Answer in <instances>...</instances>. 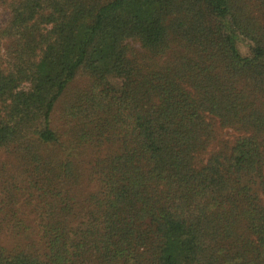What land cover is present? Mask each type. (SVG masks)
Instances as JSON below:
<instances>
[{
    "label": "trees",
    "instance_id": "16d2710c",
    "mask_svg": "<svg viewBox=\"0 0 264 264\" xmlns=\"http://www.w3.org/2000/svg\"><path fill=\"white\" fill-rule=\"evenodd\" d=\"M0 8V151L48 187L37 242L0 264H264V0ZM81 167L78 202L55 188Z\"/></svg>",
    "mask_w": 264,
    "mask_h": 264
},
{
    "label": "rangeland",
    "instance_id": "374dc122",
    "mask_svg": "<svg viewBox=\"0 0 264 264\" xmlns=\"http://www.w3.org/2000/svg\"><path fill=\"white\" fill-rule=\"evenodd\" d=\"M5 14L0 8V21L4 20ZM85 80L80 71L75 82L52 111L51 127L60 133L68 126L64 115L67 103L77 89L84 87ZM35 165V161L27 156L26 149L17 144L0 151V245L8 249L28 243L35 244L38 240L36 233L46 201L44 191L48 187L41 188L45 180L35 172ZM88 169L89 167H81L80 171L84 175L78 184L63 183L52 189L61 190L63 195L68 191L73 195V201H82L87 193L93 191L94 182L87 179ZM40 178L41 182L38 183Z\"/></svg>",
    "mask_w": 264,
    "mask_h": 264
}]
</instances>
